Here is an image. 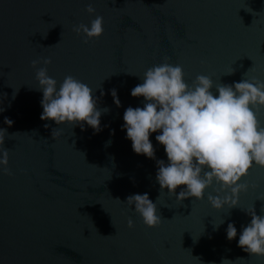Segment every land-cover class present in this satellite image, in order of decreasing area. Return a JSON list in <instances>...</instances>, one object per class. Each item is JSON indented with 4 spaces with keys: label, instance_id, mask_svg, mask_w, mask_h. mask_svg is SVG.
Returning <instances> with one entry per match:
<instances>
[{
    "label": "water",
    "instance_id": "obj_1",
    "mask_svg": "<svg viewBox=\"0 0 264 264\" xmlns=\"http://www.w3.org/2000/svg\"><path fill=\"white\" fill-rule=\"evenodd\" d=\"M90 3L104 33L85 44L73 25L95 18L85 11ZM49 57L58 87L73 75L110 110L99 132L40 119L31 61ZM164 57L183 66L189 84L203 74L230 85L247 72L264 81V0H0V128L18 133L3 145L13 176L0 172V264H264L237 246L247 211L264 215V168L249 170L239 207L216 211L212 189L200 201L160 195L157 161L168 163L160 133L150 135L155 159L135 154L127 139L124 112L145 103L131 90ZM258 118L264 123V109ZM144 193L162 217L154 229L126 204Z\"/></svg>",
    "mask_w": 264,
    "mask_h": 264
},
{
    "label": "clouds",
    "instance_id": "obj_2",
    "mask_svg": "<svg viewBox=\"0 0 264 264\" xmlns=\"http://www.w3.org/2000/svg\"><path fill=\"white\" fill-rule=\"evenodd\" d=\"M85 11L95 18L89 24L73 25V31L82 34L87 44L104 33V18L96 14L91 3ZM51 64L50 57L31 61L38 84L35 89L43 93L40 119L72 128L80 126L82 130L86 124L99 132L101 115L110 110L100 109L93 89L73 75H66L58 87L57 80L48 74ZM231 74L233 71L227 75ZM139 77L142 83L131 90V96L143 97L145 103L142 108L125 110L124 129L134 153L149 159H155L150 135L160 133L155 138L164 147L168 159L167 164L157 161L160 195L166 189L179 203L188 198L200 201L207 190L212 189L215 195H207L212 209L239 207L240 193L248 190V184L242 181L249 170L264 168V123L258 118V113L264 109V81L249 78L247 72L239 82L230 85L214 84L209 75L203 74L189 84L183 66L173 64L169 57L147 68ZM111 94L119 107L116 90ZM4 123L11 126L13 121L5 118ZM59 128L52 129L53 138L60 134ZM16 134L8 136L7 130L0 128V172L9 177L13 176L8 166L10 150L3 145L6 136L10 139ZM107 143L110 145L111 141ZM178 188L181 190L177 194ZM126 204L130 210L135 206L134 212L147 228L161 225L157 203L150 200L147 193L128 196ZM247 214L251 221L242 226L237 246L251 257L264 258V215H257L254 207ZM128 226L134 227L130 218ZM226 235L229 241L236 239L237 228L233 223L228 224ZM222 264L231 262L224 260Z\"/></svg>",
    "mask_w": 264,
    "mask_h": 264
}]
</instances>
